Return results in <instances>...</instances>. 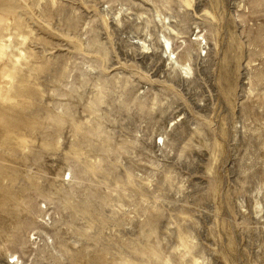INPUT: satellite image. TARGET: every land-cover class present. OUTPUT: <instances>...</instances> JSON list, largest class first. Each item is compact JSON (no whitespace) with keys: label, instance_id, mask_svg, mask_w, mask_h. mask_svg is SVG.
Returning a JSON list of instances; mask_svg holds the SVG:
<instances>
[{"label":"rangeland","instance_id":"rangeland-1","mask_svg":"<svg viewBox=\"0 0 264 264\" xmlns=\"http://www.w3.org/2000/svg\"><path fill=\"white\" fill-rule=\"evenodd\" d=\"M0 264H264V0H0Z\"/></svg>","mask_w":264,"mask_h":264},{"label":"bare ground","instance_id":"bare-ground-1","mask_svg":"<svg viewBox=\"0 0 264 264\" xmlns=\"http://www.w3.org/2000/svg\"><path fill=\"white\" fill-rule=\"evenodd\" d=\"M162 40L160 41L161 44V48L165 51L164 53L167 54V52L169 53L170 57L168 58V61H172V56H174V61H175V65L178 66L179 68H181L182 70H184L187 74L190 73V71H192V61H193V55L197 54V50L196 48H187L186 49V54L189 56V59L182 61L181 58H179L178 55V50H176V48L174 47L172 38L166 36L165 34L162 35ZM207 42V39L205 37H203L202 34L198 35V47L199 50H201V45H203V43ZM187 44V42H185ZM151 44L148 43L147 40L144 41V49H148L151 50ZM72 179V178H71ZM48 237V236H47ZM20 260V258L18 259V261Z\"/></svg>","mask_w":264,"mask_h":264}]
</instances>
